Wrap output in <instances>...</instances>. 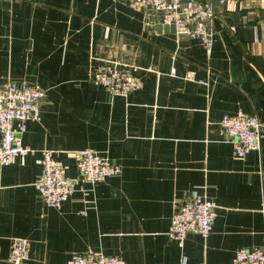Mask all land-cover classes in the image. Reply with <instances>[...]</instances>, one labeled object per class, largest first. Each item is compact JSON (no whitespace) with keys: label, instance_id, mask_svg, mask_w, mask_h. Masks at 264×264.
Returning a JSON list of instances; mask_svg holds the SVG:
<instances>
[{"label":"crops","instance_id":"1","mask_svg":"<svg viewBox=\"0 0 264 264\" xmlns=\"http://www.w3.org/2000/svg\"><path fill=\"white\" fill-rule=\"evenodd\" d=\"M263 21L264 0L216 2L208 51L130 1L0 0V85L47 89L41 119L24 133L35 150L0 164V264H14V237L30 240L22 264H67L87 251L130 264H232L238 249L264 245V138L238 157L220 124L239 111L264 123ZM104 60L135 66L142 86L111 94L92 79ZM190 69L195 78L185 77ZM85 147L122 171L85 179L77 164ZM43 148L76 185L59 207L36 185ZM194 190L215 199L214 226L178 241L168 234L174 203Z\"/></svg>","mask_w":264,"mask_h":264},{"label":"built area","instance_id":"2","mask_svg":"<svg viewBox=\"0 0 264 264\" xmlns=\"http://www.w3.org/2000/svg\"><path fill=\"white\" fill-rule=\"evenodd\" d=\"M149 12L160 13L163 22L175 24L180 37H199L210 51L214 46L213 19L215 3L226 0H125ZM258 37H264V21ZM136 67L122 66L116 60L98 63L92 73L95 83L104 85L111 94H128L142 86L135 74ZM186 78H195V71L188 70ZM198 81L208 84L206 79ZM47 89L39 83L26 84L15 80L0 85V164L6 165L17 156H24L35 149L24 142L29 120L42 117V102ZM220 124L225 134L234 142L235 153L245 157L252 150H260L264 138V123L254 113L239 111L225 113ZM43 171L36 185L46 204L59 207L76 190L75 182L67 175L64 162L53 155V149L43 148ZM79 173L85 179L96 182L119 174L120 164L95 148L85 147L77 153ZM217 203L207 193L192 191L181 201L174 203L168 234L183 241L189 232L197 231L207 237L212 232ZM30 240L14 237L9 260L22 264L30 259ZM67 264H130L123 257L104 251L77 252ZM199 264H207L201 262ZM232 264H264V245L242 247L236 252Z\"/></svg>","mask_w":264,"mask_h":264},{"label":"water","instance_id":"3","mask_svg":"<svg viewBox=\"0 0 264 264\" xmlns=\"http://www.w3.org/2000/svg\"><path fill=\"white\" fill-rule=\"evenodd\" d=\"M161 25H162V27H164V28H168V27L175 28V24H173V23H172V24H168V23H164V24H163V23H162ZM161 25H160L159 27H161Z\"/></svg>","mask_w":264,"mask_h":264}]
</instances>
